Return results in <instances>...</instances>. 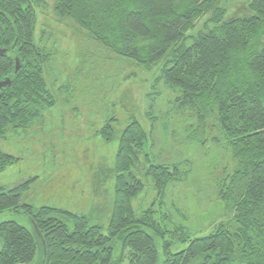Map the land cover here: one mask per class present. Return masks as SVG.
Masks as SVG:
<instances>
[{
	"label": "trees",
	"instance_id": "obj_1",
	"mask_svg": "<svg viewBox=\"0 0 264 264\" xmlns=\"http://www.w3.org/2000/svg\"><path fill=\"white\" fill-rule=\"evenodd\" d=\"M216 1L55 0L54 12L87 33L101 52L100 67L160 63L157 78L178 90V107L197 121L192 133L204 132L207 120L218 127L235 162L216 184L229 218L194 234L170 212L156 211L168 183L184 180L185 170L181 162L153 161L147 133L133 118L119 133L106 226L85 214L23 201L31 178L0 186V214L23 212L31 224L0 223V264H264V0H248L250 15L227 20ZM43 3L0 0V81L10 79L0 87V138L26 132L56 104L57 94L70 97L69 84L53 91L45 76L50 53L34 38L36 9ZM206 14L207 32L188 33ZM114 120L98 131L106 141ZM17 160L0 149V172ZM144 181L156 194L135 210Z\"/></svg>",
	"mask_w": 264,
	"mask_h": 264
},
{
	"label": "rangeland",
	"instance_id": "obj_2",
	"mask_svg": "<svg viewBox=\"0 0 264 264\" xmlns=\"http://www.w3.org/2000/svg\"><path fill=\"white\" fill-rule=\"evenodd\" d=\"M247 2L217 0L215 4L225 8L223 20H227L250 15ZM54 4L55 0H44L37 7L34 38L50 53L45 76L54 84L53 91L69 84L70 97L57 94L56 104L45 109L26 132H10L0 138V149L18 158L0 172V186L31 178L23 201L85 214L106 226L119 133L135 118L147 133L152 160L181 162L185 170L184 180L168 183L164 204L156 211L170 212L176 223L194 234H205L215 222L229 218V211L216 197V184L235 162L218 127H210L207 120L204 132H191L197 121L192 111L178 107V90L157 78L160 63L150 68L130 61L100 67L102 61L97 58L101 52L94 49L93 41L72 20L56 16ZM207 17L199 18L188 33L207 32L211 27L204 25ZM112 117L113 137L106 141L98 131ZM152 187L144 181L142 192L133 201L135 210L151 203L156 194ZM6 220L31 228L23 212L6 210L0 214V223ZM179 248L181 245L172 250Z\"/></svg>",
	"mask_w": 264,
	"mask_h": 264
},
{
	"label": "water",
	"instance_id": "obj_3",
	"mask_svg": "<svg viewBox=\"0 0 264 264\" xmlns=\"http://www.w3.org/2000/svg\"><path fill=\"white\" fill-rule=\"evenodd\" d=\"M4 52H5V49L4 48H0V55H2ZM15 66H16V69H17L18 68L17 60H16ZM9 83H10V79L8 77H6V78H4L3 80L0 81V87H3V86H5V85H7ZM35 229L38 232V235L40 237L41 236L40 232L37 230V228H35ZM17 264H30V263H17Z\"/></svg>",
	"mask_w": 264,
	"mask_h": 264
}]
</instances>
